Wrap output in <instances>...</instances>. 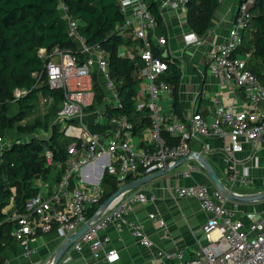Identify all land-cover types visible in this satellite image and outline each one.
<instances>
[{
  "label": "built area",
  "instance_id": "2783aa9c",
  "mask_svg": "<svg viewBox=\"0 0 264 264\" xmlns=\"http://www.w3.org/2000/svg\"><path fill=\"white\" fill-rule=\"evenodd\" d=\"M189 1L168 0L165 7L186 10ZM256 1L242 0L238 4L228 37L211 53L208 66L211 76L241 91L251 109L243 112H236L233 108L226 110L221 107L220 100L215 99L213 120L209 122L196 111L191 118L182 119L173 111L164 110L162 100L171 99L173 89L163 79L169 64L155 56L149 37L151 32L157 31L158 23L143 0H119L126 21L118 30L130 31L141 42L140 58L145 64L137 73L142 90L137 96L136 108L138 112L148 110L151 126L143 132L142 138L135 136V125L127 116L109 117L110 108L123 109V104L110 75L107 54L99 46L87 45L80 35L79 22L73 21L68 16L67 7L61 4L59 10L68 22V33L77 43L78 52L72 54L56 48L48 53L41 49L39 56L46 64L43 72L36 74L35 78L38 87L45 84L50 90L63 93L64 100L56 123L61 124L62 133L73 139L74 143L68 149L69 158L65 165L58 166L59 170L64 168L61 178L58 181L38 178L35 182L38 193L26 202L25 213H14L9 218L17 223L12 234L15 239L24 242L57 231L64 241H68L90 223L87 231L74 242L73 250L82 252L85 246H89L95 259L105 253L107 262L113 264L120 259L118 251L108 248L110 240L102 238L101 234L113 225H127L143 246L152 247L141 226L125 219L134 204L148 202L147 196L139 190L126 192L113 206L102 212L104 176L107 173L115 177L121 189L130 183L128 179L131 177L141 179L175 168L179 161H189L193 158L191 144L202 138L228 137L224 154L233 182L229 190L236 193L233 191L236 183L249 188L252 185L249 171L240 173L236 170V156L244 151L243 141L254 148L260 143L264 147V84L248 69L252 53L244 56L238 53L244 46V32L252 20L251 11ZM184 39L187 46L200 44L203 40L193 32ZM158 43L161 47L168 45L165 37L158 38ZM80 56H83V60ZM96 83L105 93L103 103L97 107ZM25 94L16 91L15 97L20 99ZM40 99L47 105L53 104L52 98L41 96ZM90 116H93V122L88 124L86 118ZM93 127L108 129L101 134L93 132ZM166 133L179 140V143L171 145L165 137ZM4 143L6 138L0 134L2 152L5 150ZM13 144L14 141H7L6 148H11ZM46 162L47 167L54 166L53 152H46ZM196 169L189 166L184 176L190 177V173ZM175 194L179 199H197L201 210L211 215L203 229L210 244L202 248L201 256L188 261L184 259V252L179 250L162 253L164 262L264 264V217L261 214L251 216L255 221L246 229L227 208V203L231 201L229 195L219 188L212 191L204 185L178 187ZM149 218L156 223H163L154 214H150ZM214 233L216 237L212 238ZM69 261L66 259L59 263L67 264Z\"/></svg>",
  "mask_w": 264,
  "mask_h": 264
},
{
  "label": "trees",
  "instance_id": "16d2710c",
  "mask_svg": "<svg viewBox=\"0 0 264 264\" xmlns=\"http://www.w3.org/2000/svg\"><path fill=\"white\" fill-rule=\"evenodd\" d=\"M225 0H190L187 4V25L191 32L204 39L210 32L215 13ZM144 5L158 23L159 32L166 28L157 0H143ZM61 4L68 9V16L80 24V35L90 47L99 46L106 54L110 75L116 84L123 109L112 107L109 117L127 116L135 125V136L142 138L151 126L148 110L138 112L136 108L140 80L138 71L145 67L139 56H120V49L134 41L127 38L129 31L118 30L125 24L119 0H0V134L15 131L19 136L11 148L0 156V264H5L15 251L17 240L12 235L17 227L9 218L14 213L24 214L28 200L37 195L35 182L38 178L56 180L61 178L69 156L68 149L74 140L61 131L56 123L64 97L60 91H52L45 84L38 87L36 74H41L46 61L39 56L41 49L48 53L56 48L77 54L78 45L69 36L68 22L59 10ZM252 20L244 32V46L240 56L252 53L248 69L264 84V0H257L252 9ZM126 33V34H125ZM153 43L152 34H149ZM156 57L168 62L169 70L164 80L173 89V113L183 119V107L179 92L182 70L164 50L153 43ZM83 60V56H80ZM45 79V77H44ZM97 98L95 107L103 103L105 93L95 85ZM16 91L26 94L17 99ZM53 99L48 114L31 124L22 123L36 110L40 97ZM17 112H13V107ZM106 127H94L93 132L104 134ZM42 133L46 138L37 137ZM25 136V137H24ZM165 137L171 145L179 140L169 134ZM54 155V166L47 167L46 152ZM55 177V178H54ZM140 179L131 177L128 182ZM102 187L103 202L114 196L120 186L117 179L105 174ZM9 209H12L8 211ZM90 217L94 214L93 212Z\"/></svg>",
  "mask_w": 264,
  "mask_h": 264
},
{
  "label": "crops",
  "instance_id": "0c3cea01",
  "mask_svg": "<svg viewBox=\"0 0 264 264\" xmlns=\"http://www.w3.org/2000/svg\"><path fill=\"white\" fill-rule=\"evenodd\" d=\"M167 1L157 0L166 33L163 34L157 29L151 34L154 45L163 49L164 54L171 57L172 63L176 62L182 70L179 97L183 107V118H191L196 111L211 122L214 116L215 99H219L221 107L226 110L233 108L236 112H243L248 108L251 109L241 91L222 84L208 72L210 55L226 41L236 18L237 6L242 0H225L215 13L209 34L200 44L191 46H187L184 39L191 33L187 25V11L165 7ZM126 37L134 42L121 48L120 56L140 57L141 42L130 31ZM160 37L167 39V47L159 45ZM162 106L166 112H172V98H163ZM7 141L8 139L3 145L5 150ZM228 142V137L221 136L194 141L191 144L192 159L176 167L167 178L156 180L139 190L147 196L148 202L134 204L125 219L127 222L139 224L153 246H143L129 226L113 225L101 234L102 238L110 240L108 248L118 251L120 259L113 264H178L176 260L164 262L161 258L162 253L178 250L184 252L185 261L201 256L202 248L210 244V239L207 238L203 229L211 215L201 210L197 199L176 198L175 189L197 185L207 186L212 191L217 189L218 187L202 165L205 162L226 188H232L231 173H229L224 154L225 144ZM243 145L244 151L236 156L238 162L236 170L240 173L248 170L252 185L249 188H243L240 183H236L233 191L245 196L262 194L264 193V147L260 143L257 148H254L252 144L244 141ZM0 151L1 156L3 153L1 148ZM189 166L197 169L190 173V177H185L184 173L189 170ZM263 202L229 201L226 206L233 212L235 220L242 222L245 228L249 229L255 221L251 216L261 214L264 217ZM10 210L12 209L8 211ZM150 214L156 215L163 223L150 220ZM211 237L215 238L216 234L214 233ZM65 243L66 241L57 231L17 242L15 251L5 264H53ZM66 259H70L67 264H110L106 260L105 253H101V256L95 259L89 246H85L82 252L74 251L71 246L60 263Z\"/></svg>",
  "mask_w": 264,
  "mask_h": 264
},
{
  "label": "water",
  "instance_id": "95a60500",
  "mask_svg": "<svg viewBox=\"0 0 264 264\" xmlns=\"http://www.w3.org/2000/svg\"><path fill=\"white\" fill-rule=\"evenodd\" d=\"M185 162L187 161L185 160L179 161L176 167L180 166L181 164ZM202 165L208 171V175L210 179L215 183V185L220 190L225 191L229 195V198L231 201L239 202V203H254L258 201H264V193L259 194V195H254V196H245V195H239L234 192H231L229 188H226L221 183L218 176L212 170V168L208 165V163L205 162ZM175 168L167 169L166 171H161L156 174H153V175H150V176H147V177H144V178H141V179H138L136 181L126 184L114 196H112L111 198H109L103 203L101 207L102 212L108 210L111 206H113L126 192L140 190L141 188L147 186L148 184L166 177L168 174H170V172L174 171ZM89 225L90 223L84 228H82L75 236L71 237L68 241H66V243L61 247L60 251L56 255L55 262L53 264H59V262L66 255L67 251L71 248V246H73L74 242L87 231Z\"/></svg>",
  "mask_w": 264,
  "mask_h": 264
},
{
  "label": "rangeland",
  "instance_id": "374dc122",
  "mask_svg": "<svg viewBox=\"0 0 264 264\" xmlns=\"http://www.w3.org/2000/svg\"><path fill=\"white\" fill-rule=\"evenodd\" d=\"M142 90V87L140 86L139 87V91ZM51 106L50 105H47L45 104L41 99L39 100V103L37 104V108L36 110L22 123V125H26V124H31L33 123L35 120L37 119H43L45 117L46 114H48L49 112V108ZM18 110H17V107L14 106L13 107V112L16 113ZM57 120V119H56ZM86 122L89 124L91 122H93V116H90V117H87L86 118ZM94 128V127H93ZM38 137L41 138V139H44L46 138L42 133L38 132ZM25 137V136H24ZM5 138L8 139L9 142L11 141H15V139H19V136L16 135V132L13 131V132H10L9 134L5 135ZM24 140V139H23ZM0 154H1V151H0ZM77 177V176H75ZM264 203V202H263ZM262 207L264 208V204L262 205Z\"/></svg>",
  "mask_w": 264,
  "mask_h": 264
}]
</instances>
